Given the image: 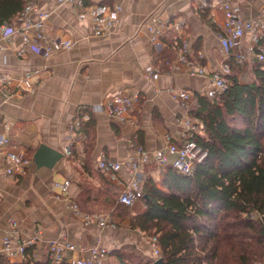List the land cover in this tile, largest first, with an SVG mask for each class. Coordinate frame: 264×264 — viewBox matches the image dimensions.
I'll list each match as a JSON object with an SVG mask.
<instances>
[{"label": "crops", "instance_id": "obj_1", "mask_svg": "<svg viewBox=\"0 0 264 264\" xmlns=\"http://www.w3.org/2000/svg\"><path fill=\"white\" fill-rule=\"evenodd\" d=\"M88 1L99 4L104 0ZM106 1L112 7L121 5V10L115 27L104 35L94 33L89 12L80 18L75 4L49 0L41 6L52 12L48 39L60 36L71 39L73 45L53 46L49 56L29 50L22 57L16 53L21 37L15 35L11 47L0 50V74L6 77L0 86V133L10 137L11 151L25 152L29 159L22 173L11 175L0 154V248L5 235L28 237L35 228L40 239L29 252L36 260L48 256V242L53 239L103 246L108 251L114 242H137L140 235L122 232L115 219L119 214L113 212L122 204L119 193L132 179L130 173L105 171L97 162L102 157L135 156L136 147L143 145L150 157L140 172L165 189L163 170H158L155 157L157 149L168 142H181L182 111L173 95L188 90L194 102L197 92L202 94L212 86L208 78L198 75L162 69L157 80H150L144 71L175 59L181 40L190 43L193 58L208 69H218L225 59L220 39L224 18L216 5L201 9L200 0ZM234 1L247 18L257 16L264 6V0ZM152 14L162 21L179 20L182 26L169 27L152 41L148 23ZM248 42L249 36L244 51ZM120 89L141 93L132 111L134 123L107 114L106 104ZM83 115L89 116L91 127L81 124L89 119ZM41 143L63 152L53 167L36 164L34 154ZM66 149L72 153L66 154ZM175 157L170 155L172 160ZM66 181L69 187L64 192L56 184ZM72 203L83 212L103 213L116 227L86 226L75 215ZM130 208L133 213L143 212L144 198Z\"/></svg>", "mask_w": 264, "mask_h": 264}, {"label": "trees", "instance_id": "obj_2", "mask_svg": "<svg viewBox=\"0 0 264 264\" xmlns=\"http://www.w3.org/2000/svg\"><path fill=\"white\" fill-rule=\"evenodd\" d=\"M26 2L0 0V24L14 20ZM228 61L232 72L226 90L213 100L197 92L190 107V114L203 122L195 138L207 156L193 175L178 173L171 159L163 168L165 189L147 177L146 209L131 211L129 217L131 228L157 238L164 264L264 261V60L239 63L230 57ZM249 62L250 78L243 79ZM90 120L81 124L91 127ZM238 120L244 125H237ZM108 255L117 258V264H154L157 259L144 261L119 249ZM0 264L69 263H57L49 256L11 262L0 254Z\"/></svg>", "mask_w": 264, "mask_h": 264}, {"label": "built area", "instance_id": "obj_3", "mask_svg": "<svg viewBox=\"0 0 264 264\" xmlns=\"http://www.w3.org/2000/svg\"><path fill=\"white\" fill-rule=\"evenodd\" d=\"M49 0H27L24 9L17 17L0 24V50L11 47L12 38L20 35L21 43L16 46V53L19 56H26L28 51H34L46 56L50 55L53 46L70 48L73 45L71 39H62L60 36L48 39L47 22L52 12L43 9L41 6ZM59 4L71 2L80 9L79 17L82 18L89 12L93 24V31L97 35H104L110 32L118 20V12L121 5L111 6L107 3H87L86 0H56ZM219 7L223 12V30L220 34L221 43L225 49V59L218 69H208L199 60L193 58L194 52L187 40H182L177 47V56L169 62H164L159 66H148L144 73L150 80H157L161 75V70L168 73L183 72L190 75H198L208 78L211 88L205 89L203 95L210 99H217L227 88L228 76L232 69L228 61L230 57L243 63L246 60L253 62L255 59L264 60V45L260 44L264 38V6L260 13L251 18L243 15L242 8L234 0H200V8L207 9L211 6ZM151 30L152 41L158 40L163 32L169 27L180 28L181 21H162L157 14L148 17ZM249 36L247 49L243 50L246 37ZM36 73L39 69L34 70ZM29 75V73H28ZM6 77L0 74V86H3ZM190 92L179 90L174 93V99L180 103L182 116L180 117L181 142H168L165 146L157 149L156 161L159 164V171L171 161L170 155H176L173 159V167L180 174L193 175L196 166L207 156V151L196 140L195 135L201 131L203 122L190 114ZM141 93L139 91H128L120 89L114 94L106 104V111L110 118L124 122L131 120L132 111L139 105ZM89 118L87 115H83ZM80 121H77L79 125ZM170 139V138H169ZM10 137L0 133V154L7 161L6 172L8 174H20L29 164V159L25 152L11 151L8 148ZM71 149H66V154L70 155ZM150 152L143 145L136 147L135 156L125 159H110L102 157L98 160V168L109 172L127 171L132 178L119 193V201L130 207L144 198L142 183L147 177L140 172V168L148 161ZM57 186L65 192L68 190L69 182L57 183ZM71 207L76 216L82 219L86 226L98 224L105 226L110 224L116 227V223L109 222L103 213L83 212L76 203ZM40 239V231L35 228L28 237H20L14 233H9L3 237L0 254H4L12 261H28L32 254L28 252ZM156 257H161V249L154 236L150 241ZM108 250L103 246H91L87 243H74L67 239H53L48 242V256L59 263L66 260L69 264H106Z\"/></svg>", "mask_w": 264, "mask_h": 264}, {"label": "rangeland", "instance_id": "obj_4", "mask_svg": "<svg viewBox=\"0 0 264 264\" xmlns=\"http://www.w3.org/2000/svg\"><path fill=\"white\" fill-rule=\"evenodd\" d=\"M250 62H249V66L246 68L247 72H246V77L247 79L250 78V73H248V70L250 69ZM192 103H194L192 101ZM237 125H244V122L241 120V122H239V120L236 122ZM124 208V209H123ZM115 207L113 209V212L114 213H118L119 216H116L115 219L118 221V227H120L119 229L122 230V232L124 231L125 233H137L138 236L136 240L137 242H134V244H130L128 241H126L127 243H122L121 245H117V243H113L114 246L112 248L109 247V251H112L114 249H119L121 251H124V252H134L136 255H138L139 257L143 258L144 261H148V260H154L156 257V255H154L152 252H153V247H152V244H151V240L153 238V236H150L148 233H145L143 232V234H139V231L140 229H133L130 227V224H129V217L132 215V212H131V208H125V207ZM110 207L107 208V210L105 211V213H110ZM128 236V235H127ZM137 236V235H136ZM147 239V240H146ZM131 245H133V247H131ZM138 245V246H137ZM140 245V246H139ZM133 248V249H132ZM152 249V250H151ZM9 259V258H8ZM10 260V259H9ZM11 262H16V261H12L10 260ZM155 261V260H154ZM118 260L117 258L111 256V255H107V262L106 264H117ZM255 264H264V261H260L258 263H255Z\"/></svg>", "mask_w": 264, "mask_h": 264}, {"label": "water", "instance_id": "obj_5", "mask_svg": "<svg viewBox=\"0 0 264 264\" xmlns=\"http://www.w3.org/2000/svg\"><path fill=\"white\" fill-rule=\"evenodd\" d=\"M63 156V152L60 150L46 144V143H41L39 147L37 148L35 154H34V159L35 162L38 166H48V167H53L54 164ZM146 197V195H145ZM154 264H164V261L162 257H158L155 261Z\"/></svg>", "mask_w": 264, "mask_h": 264}]
</instances>
